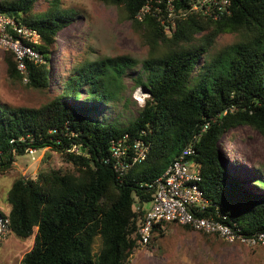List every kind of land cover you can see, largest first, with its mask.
<instances>
[{"label": "trees", "instance_id": "trees-1", "mask_svg": "<svg viewBox=\"0 0 264 264\" xmlns=\"http://www.w3.org/2000/svg\"><path fill=\"white\" fill-rule=\"evenodd\" d=\"M39 1L0 0V12L39 33L35 48L43 62H27L25 84L44 89L52 45L74 14L62 8L61 0H46L47 7L37 11ZM100 1L120 8L147 45L140 61L144 77L137 76L135 85L148 96L127 124L106 117L103 110L117 95L110 85L139 63L123 55L77 62L60 91L39 107L0 103L1 174L27 148L54 151L72 166L19 177L8 190L9 210L3 214L9 234L22 239L34 234L19 264H125L153 199L150 185L195 136L189 160L214 204L203 215H224V222L235 223L247 236L264 233V173L251 167L238 175L218 147L221 137L238 126L264 135V0H231V13L216 20L199 13L178 16L171 34L152 11L135 19L147 0ZM184 2L176 3V14ZM224 33L237 39L203 58ZM3 53L8 75L21 80L12 53ZM124 133L143 140L149 150L118 177L105 160L111 140ZM167 224L152 231L161 236Z\"/></svg>", "mask_w": 264, "mask_h": 264}, {"label": "rangeland", "instance_id": "rangeland-1", "mask_svg": "<svg viewBox=\"0 0 264 264\" xmlns=\"http://www.w3.org/2000/svg\"><path fill=\"white\" fill-rule=\"evenodd\" d=\"M61 3L63 9L71 10L74 15L58 32L52 45L48 87L31 88L18 77H10L4 61L5 53L0 50V103L13 107H39L60 91L63 77L77 62L126 55L139 63L127 69L121 81L110 85L117 95L111 107L103 111L107 118L127 124L137 115L143 103L134 98L137 94L143 95V89L135 85V78L144 77L140 61L148 52L140 32L123 17L120 8L106 5L100 0H61ZM47 5L46 0H41L36 4V10H44ZM236 39L237 36L232 33L219 35L209 54L203 58H209L210 54L224 49ZM218 147L228 166L238 175L248 174L251 167L264 173V135L255 129L249 126L231 128L221 137ZM34 156L32 160L27 154L18 155L12 166L0 173L1 213L9 210L7 193L17 178H33L40 170L72 167L51 150H38ZM253 184L249 178L250 189L258 192ZM167 225L161 236L156 229L148 245L134 248L125 264H264V244L249 246L239 241L229 243L218 236L188 230L176 223ZM33 235L22 239L10 233L1 240L0 264H19L32 247Z\"/></svg>", "mask_w": 264, "mask_h": 264}, {"label": "built area", "instance_id": "built-area-1", "mask_svg": "<svg viewBox=\"0 0 264 264\" xmlns=\"http://www.w3.org/2000/svg\"><path fill=\"white\" fill-rule=\"evenodd\" d=\"M180 0H147L138 10L135 19L141 21L146 13L151 12L157 17L163 26L165 33L171 34L176 28L178 16L187 13H199L214 20L232 11L231 0H185L182 7L177 10L176 3ZM40 43V35L34 28L15 21L12 17L0 12V50L10 51L16 63V70L21 75L22 83H27V62L41 63L42 55L37 51L35 45ZM137 94L134 98L144 103L148 96L145 91ZM142 103V105H143ZM186 145L180 153L168 164L163 174L153 181L150 187L154 188L153 199L144 212L142 222L138 228V245H148L152 236L154 226H164L166 223H176L187 226L190 230L218 236L229 243L237 241L255 246L264 244V233L244 235L235 223L224 222L215 219L212 215H203L209 212V207H214L210 198L199 185L200 175L190 156L194 154L193 141ZM149 145L140 138H134L129 133L122 137L112 139L110 143V157L105 161L110 162L113 169L120 177L134 163L144 160ZM38 150L27 148V155L33 160ZM2 152L0 151V160ZM215 213H218L216 210ZM10 232L9 218L0 212V241L8 236Z\"/></svg>", "mask_w": 264, "mask_h": 264}]
</instances>
